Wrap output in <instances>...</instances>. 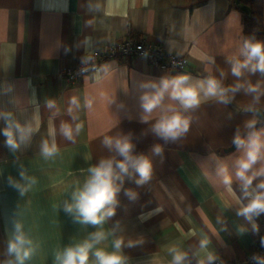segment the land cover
I'll return each instance as SVG.
<instances>
[{
	"label": "crops",
	"instance_id": "0c3cea01",
	"mask_svg": "<svg viewBox=\"0 0 264 264\" xmlns=\"http://www.w3.org/2000/svg\"><path fill=\"white\" fill-rule=\"evenodd\" d=\"M126 37L157 43L184 55L187 64L175 71L143 58L119 57L102 61L75 83L62 75L63 67L85 59L92 49ZM244 43L243 13L235 0H0V113L10 112L33 128L26 141L15 133L18 147L12 149L0 117V264L15 259L8 255V242L16 222L33 241L25 264H56L58 252L98 230L74 222L64 204L83 187L89 168L102 159H123L105 146V137L127 138L132 154L147 157L152 169L141 185L134 168L117 181L116 211L102 226L107 238L96 247L114 252V241L122 239L124 264H171L172 249L186 253L184 264H200L208 253L234 259L252 251L264 238V213L251 222L237 214L248 198L235 178L241 152L233 140L237 130L246 137L264 129V121L245 126L256 120L246 108L264 110V73L249 66L240 77L232 74L233 64L245 59ZM178 75H188L190 83L213 76L224 87L242 82L258 88L229 93L227 104L202 98L198 106L181 110L189 119L187 132L165 140L153 125L164 106L175 102L165 97L144 121L140 97L153 90L142 85ZM62 123L73 129L81 125L74 141L61 134ZM53 139L59 152L45 159L42 143ZM221 164L233 176L231 190L217 175ZM21 173L36 182L29 186ZM259 179L264 178L254 180L253 187ZM15 184L27 191L21 194ZM128 190L135 200L125 194ZM94 251L89 264H95Z\"/></svg>",
	"mask_w": 264,
	"mask_h": 264
},
{
	"label": "clouds",
	"instance_id": "9594fccd",
	"mask_svg": "<svg viewBox=\"0 0 264 264\" xmlns=\"http://www.w3.org/2000/svg\"><path fill=\"white\" fill-rule=\"evenodd\" d=\"M244 61H237L232 66V74L236 77L242 75V69L249 68L253 73L259 71L264 73V42L245 41L243 47ZM225 74L221 72V77ZM188 75H178L171 78H162L158 83L151 82L142 85L144 88H150L153 91H145L140 97L141 107L146 113L144 121L151 118V114L157 108L162 107L165 97L175 102L164 106V112L153 125L154 132L165 140H175L187 132L189 119L183 115V111L198 106L202 98H215L225 104L229 103L235 93L243 89L246 93L256 92L258 85L237 82L230 87H224L221 80L209 76L204 80L190 83ZM255 100H259L257 95ZM73 103H76L74 100ZM178 105V107H177ZM54 102L49 101L48 107H53ZM251 107L245 111H250ZM0 117L5 120L3 135L7 138L6 145L12 149L18 147V140L15 133L19 134L20 141H26L30 138L33 128L30 124H20L15 121L12 114L0 113ZM256 120H250L246 123L249 129L254 128ZM81 125H76L73 129L71 124L62 123L60 127L61 134L68 140L74 141V132L79 133ZM50 135L54 137L55 130H50ZM233 143L241 155L235 160V178L241 183L242 192L248 203L241 207L238 215L243 216L248 221H253L254 216L264 213V179H259V183L253 187V181L258 178H264V129L249 132L246 137H242L237 130ZM104 144L108 148H115L116 152L123 157L121 160L113 158L102 159L100 162L89 168V177L82 188L74 191L71 196V202L66 201L64 211L73 217L74 222L83 225L98 226V230L89 233L88 237L82 242L64 248L55 256L56 264H89V253L95 249L93 255L95 264H124V258L119 254L122 239L114 241L116 251L107 252L102 248L96 247L106 238V233L102 226L111 218L116 211L117 193L120 191V184L123 182L124 175L129 174V169L134 168L139 173V179L136 180L138 185L147 182L151 176L152 165L150 160L143 156H134L132 154L133 145L127 138L105 137ZM242 150V151H241ZM154 151L159 154L161 148L155 146ZM59 147L55 139L51 143L45 140L41 146V154L45 159L57 155ZM259 162L258 168L254 167ZM217 175L222 183L229 187L233 182V176L226 164H221L217 169ZM21 177L28 179L29 186L36 182L35 178H28L21 173ZM23 192L27 187L19 184L13 185ZM130 199L135 200L136 194L131 190L126 191ZM14 231L8 242V255L14 256V260L6 261V264H25L33 253V241L25 233L23 225L19 222L14 223ZM253 229L256 225L253 222ZM173 252L171 264H184L186 253L171 250ZM215 259L211 253L207 254L206 260H201L200 264H211ZM260 260V257H256ZM264 264V262H262Z\"/></svg>",
	"mask_w": 264,
	"mask_h": 264
},
{
	"label": "built area",
	"instance_id": "2783aa9c",
	"mask_svg": "<svg viewBox=\"0 0 264 264\" xmlns=\"http://www.w3.org/2000/svg\"><path fill=\"white\" fill-rule=\"evenodd\" d=\"M119 57H139L151 65L175 71L183 69L187 64V58L184 55L166 51L157 43L142 38L126 37L105 42L92 49L85 59L72 66L63 67L61 73L67 81L75 83L85 74L96 69L102 61ZM256 257L261 259L258 260ZM262 262H264V238H261L256 247L244 258L225 259L219 256L212 264H262Z\"/></svg>",
	"mask_w": 264,
	"mask_h": 264
},
{
	"label": "trees",
	"instance_id": "16d2710c",
	"mask_svg": "<svg viewBox=\"0 0 264 264\" xmlns=\"http://www.w3.org/2000/svg\"><path fill=\"white\" fill-rule=\"evenodd\" d=\"M262 1L264 0H240L242 5H246L249 8L248 13L242 11L243 35L245 41H251L253 43L264 42V13H262Z\"/></svg>",
	"mask_w": 264,
	"mask_h": 264
},
{
	"label": "water",
	"instance_id": "95a60500",
	"mask_svg": "<svg viewBox=\"0 0 264 264\" xmlns=\"http://www.w3.org/2000/svg\"><path fill=\"white\" fill-rule=\"evenodd\" d=\"M236 5L241 9V11L248 13L249 12V8L246 5H242L240 3V0H235ZM256 116V124L254 127H256L257 125H259L262 121H264V110L255 108V109H251ZM234 144V143H233Z\"/></svg>",
	"mask_w": 264,
	"mask_h": 264
}]
</instances>
